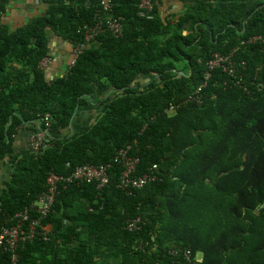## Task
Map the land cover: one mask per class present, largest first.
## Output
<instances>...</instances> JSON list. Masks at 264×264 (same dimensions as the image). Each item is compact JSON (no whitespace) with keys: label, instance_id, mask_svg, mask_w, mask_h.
I'll return each instance as SVG.
<instances>
[{"label":"trees","instance_id":"16d2710c","mask_svg":"<svg viewBox=\"0 0 264 264\" xmlns=\"http://www.w3.org/2000/svg\"><path fill=\"white\" fill-rule=\"evenodd\" d=\"M10 1L0 2V160L11 163L0 234L50 173L66 179L79 166L111 165L101 190L60 182L43 219L47 241L26 242L17 264H185L169 253L175 247L202 253L199 264H264V50L242 44L264 35V0H180L190 7L175 28L157 17L158 0L151 21L137 17L140 0H113L123 36H99L54 78L41 66L50 35L83 44L80 28L96 22L101 0H42L46 15L16 29L3 22ZM237 47L241 85L214 71L202 105L167 112L204 84L214 54ZM145 77L153 79L136 84ZM93 104L94 121L76 129L77 112ZM27 124L46 135L35 155L15 149ZM126 145L140 158L138 174L159 167L133 194L117 187L113 163ZM138 216L143 230L128 231ZM9 263L0 251V264Z\"/></svg>","mask_w":264,"mask_h":264},{"label":"built area","instance_id":"2783aa9c","mask_svg":"<svg viewBox=\"0 0 264 264\" xmlns=\"http://www.w3.org/2000/svg\"><path fill=\"white\" fill-rule=\"evenodd\" d=\"M2 0H0L1 2ZM113 0L100 1V13L96 22L92 25H85L80 28L83 33V44L79 43L74 46V51L70 60L71 67L78 55L91 45L96 39L103 34H110L113 38L119 39L123 36V26L121 20L113 16ZM154 2L153 0H140L137 4V17L147 21L154 18ZM242 44L261 45L264 50V35H256L249 37ZM239 47L227 54L216 53L206 63L207 71L205 72V82L190 96L179 103H171L167 109L168 113L178 111L181 107L190 103L197 105L203 104V90L212 77V73L222 70L234 79L236 85H241L242 75L240 70L246 69V62H238L235 59V53ZM50 57H46L42 62V68H47ZM47 120V117H45ZM48 125V124H47ZM44 132H34L30 137V149L35 155L39 151L42 140L45 138ZM132 145H126L119 149L113 158V163L119 165V181L117 187L125 191L127 194H133L134 190L142 189L150 183L158 179L154 171H158L157 165L153 166V170L142 175L137 173L140 158L131 154ZM111 165H83L77 167L70 177L64 179L53 173H50L46 179L45 190L32 202L29 206L19 211L13 217L14 223L11 226L2 228L0 235V251L10 256L9 264L18 263V250L23 247L26 242H32L33 239L47 241V226L43 225V219L51 212L55 196L58 194L60 182L70 184L72 181L80 183L95 184L98 190L103 189L110 179ZM144 219L138 216L128 220L126 229L130 232H141L146 225ZM169 253L178 257L181 256L186 260L185 264H199L198 259L192 256V250L185 247H175L170 249Z\"/></svg>","mask_w":264,"mask_h":264},{"label":"crops","instance_id":"0c3cea01","mask_svg":"<svg viewBox=\"0 0 264 264\" xmlns=\"http://www.w3.org/2000/svg\"><path fill=\"white\" fill-rule=\"evenodd\" d=\"M157 17L164 23L171 25L173 28L177 25L180 17L190 7V3H184L180 0H158L155 5ZM49 5L42 0H11L3 16V22L9 25L12 29L19 28L25 23L30 22L37 16L46 15ZM190 27L186 26L184 32L187 33ZM51 36V57L50 62L46 68L47 75L51 78L61 76L66 73L69 68L74 45L59 37ZM153 77L140 78L136 84H143L149 82ZM99 111L97 104L90 105L87 108L80 109L77 112L74 127L81 128L87 123L94 121L96 114ZM34 127L37 125H25L20 130L15 140V149L17 152L27 149L30 144V137L33 133ZM11 175V163L8 160H0V196L4 189V184L9 180ZM50 229V226H47ZM197 258V255H196ZM200 261V260H198Z\"/></svg>","mask_w":264,"mask_h":264},{"label":"rangeland","instance_id":"374dc122","mask_svg":"<svg viewBox=\"0 0 264 264\" xmlns=\"http://www.w3.org/2000/svg\"><path fill=\"white\" fill-rule=\"evenodd\" d=\"M177 68L180 70V69H183L184 68V63L183 62H180L179 64H177ZM202 253H197V259L198 260H202Z\"/></svg>","mask_w":264,"mask_h":264},{"label":"bare ground","instance_id":"6f19581e","mask_svg":"<svg viewBox=\"0 0 264 264\" xmlns=\"http://www.w3.org/2000/svg\"><path fill=\"white\" fill-rule=\"evenodd\" d=\"M11 225H12V224H11ZM11 225H7V226H4V227H8V226H11ZM4 227H3V228H4ZM1 232H2V230H1ZM0 235H1V234H0ZM8 256H9V255H8ZM9 258H10V256H9Z\"/></svg>","mask_w":264,"mask_h":264},{"label":"clouds","instance_id":"9594fccd","mask_svg":"<svg viewBox=\"0 0 264 264\" xmlns=\"http://www.w3.org/2000/svg\"><path fill=\"white\" fill-rule=\"evenodd\" d=\"M32 135V134H31ZM195 257H196V255H195ZM200 262V261H199Z\"/></svg>","mask_w":264,"mask_h":264},{"label":"water","instance_id":"95a60500","mask_svg":"<svg viewBox=\"0 0 264 264\" xmlns=\"http://www.w3.org/2000/svg\"><path fill=\"white\" fill-rule=\"evenodd\" d=\"M262 207H264V205H262Z\"/></svg>","mask_w":264,"mask_h":264}]
</instances>
